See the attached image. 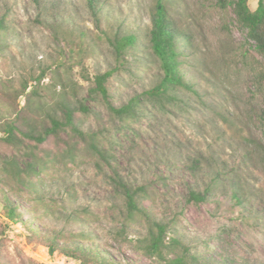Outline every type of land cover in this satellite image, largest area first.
Listing matches in <instances>:
<instances>
[{
    "label": "trees",
    "instance_id": "1",
    "mask_svg": "<svg viewBox=\"0 0 264 264\" xmlns=\"http://www.w3.org/2000/svg\"><path fill=\"white\" fill-rule=\"evenodd\" d=\"M35 1L39 4L41 0ZM102 3L88 0L97 27L101 24ZM217 3L222 9L232 7L234 20L245 41L234 55L233 64L220 65L216 70L210 68L206 54L196 44L195 21L187 15L180 1L154 0L150 25L143 36L120 28L106 32L118 65L94 76L83 70L81 77L88 82V88L70 77L67 70H62V54L57 58L60 62L48 68V74L43 70L40 75H32L31 81L26 79L19 88H9L0 76V94L6 95L8 104H17L20 96L27 95L25 106L16 110L15 115L19 116L0 122V140L16 149L15 154L1 161L0 181L5 185L1 204L7 217L21 222L30 239L45 245L51 255L58 251L81 264H122L107 256L100 244L86 242L96 238L95 232L62 228L47 234L38 226L39 216L33 206L28 207L27 219L19 208L18 190H28L26 196L32 201H43L42 175L50 162L53 164L60 156L74 162L87 155L105 174L112 189L111 233L124 237L132 229H138L131 240L132 247L154 264H233L225 255H220L218 260L212 254H205V248L203 251L192 248L179 225L187 204L210 202L224 186H228L236 205L251 212L258 194L249 180L250 169L257 166L249 164V160L257 152L262 154L261 166L257 168L264 175V0H258L254 10L249 0H218ZM76 30L80 37L85 35L75 27L71 30L74 38ZM8 34L16 35V30L9 14H3L0 16L2 58V52L8 48L5 44ZM140 46L141 53L153 58L157 67L151 74L150 86L117 103L108 82L126 68V54L130 50L135 53ZM244 71L249 75L250 98L253 99L249 111L261 134L257 138L245 132L247 124H241L240 132H245L242 138L246 143L243 159L231 167L225 161H217V155L211 151L214 143L206 136L198 142L194 152L183 149V142L170 128L172 118L191 123L199 120L215 121L214 125L229 123L227 115H235L229 108L233 90ZM47 77L49 82L45 84L44 94L42 81ZM30 83L33 88L27 94ZM83 88L86 94L79 92ZM104 114L107 117L104 118ZM86 116H94L97 126L85 128ZM235 119L238 116L235 115ZM147 128L170 131L169 140L155 146L154 176L148 179L145 171H141L138 178L139 172H135L132 161L125 172L121 163L123 153H133V147ZM220 139L219 135L213 137L217 144ZM49 143L54 148H48ZM145 163L142 162L141 169L145 168ZM147 167L152 171L151 164ZM176 172L184 175L185 190L172 196L171 182ZM11 195L15 196L14 200ZM175 197L178 199L174 200ZM170 199L175 206L171 213L156 212L159 203L164 205ZM89 215L86 210H77L69 217L82 222ZM256 218L264 220V208L258 211Z\"/></svg>",
    "mask_w": 264,
    "mask_h": 264
},
{
    "label": "rangeland",
    "instance_id": "2",
    "mask_svg": "<svg viewBox=\"0 0 264 264\" xmlns=\"http://www.w3.org/2000/svg\"><path fill=\"white\" fill-rule=\"evenodd\" d=\"M101 1L104 7L100 27H97L88 0H41L39 4L35 0H0V16L9 14L16 30V35L5 36L8 48L2 52L3 58L0 56V76L3 77L5 85L19 88L26 79L31 81L32 75H40L43 70L48 74V68L60 62L57 60L59 54L64 58L62 70H67L70 77L86 88L88 82L81 77L83 70L94 76L116 67L118 62L106 32L120 28L122 31H132L143 36L142 33L150 25L154 0ZM179 1L187 15L195 21L193 38L199 49L206 54L210 68L216 70L220 65L233 64L234 55L245 41V36L237 27L232 7L222 9L217 3L218 0ZM249 5L254 10L258 0H249ZM75 27L85 32V35L80 37L76 30L74 38L71 30ZM140 48L141 46L135 49L140 52L138 55L132 50L126 54V68L108 82L110 93L117 103L150 86L151 74L157 67L153 58L144 56ZM143 66L147 68L143 69ZM248 78V72H242L233 90L229 108L238 119H235V115H227L229 123L214 125L215 121L199 120L198 123H191L179 117L172 118L170 128L183 142V149L194 152L198 142L206 136L214 143L211 151L213 155H217V161H225L231 167L243 159L246 143L242 135L248 132L259 138L261 134L249 111L253 99L250 98ZM47 82L49 77L42 81L44 94ZM31 84L27 94L33 88ZM79 92L86 94L84 88L79 89ZM26 98L25 94L18 98L17 104H8L6 95L0 94V122L7 118H17L19 115H15L16 110L19 111L25 106ZM241 124L249 126L242 134ZM84 125L85 128L97 126V121L94 116H86ZM218 135L221 136L219 144L213 140ZM169 138L170 131L166 128H147L133 147V153H123L121 163L124 172L132 161L135 172H139L138 178H141V171L146 172L144 176L147 179L153 178L155 146ZM48 148L52 149L54 145L49 143ZM15 153V148L0 140V166L3 159ZM58 158L53 164L50 162L47 171L42 175L41 193L45 195L43 201H32L26 196L29 195L28 190L17 191L20 194L19 208L25 214V219L29 218L28 207L33 206L34 213L39 216L38 226L45 229L47 234L56 233L62 228L73 232L89 230L95 232L96 238L86 242L100 244L107 256H112L122 264H154L132 247L131 240L138 229H132L124 237L110 232L113 224L112 189L93 159L87 155L80 156L74 162L66 156ZM261 158V152H257L249 160V164L260 167ZM143 161L147 163L141 169ZM150 164L152 171L147 169ZM257 167L250 169L252 174L248 172V175L251 174L249 180L256 186L258 194L251 212L244 211L234 203L228 186L219 189L210 202L186 205L179 225L192 248L200 251L205 248V254H212L218 260L220 255H225L233 264H264V220L256 218L258 211L261 212L264 208V175ZM183 179L182 173L174 174L171 182L174 191L172 196L185 190ZM4 189L5 185L0 181V264H81L58 251L51 255L45 245L30 239L21 222L10 220L1 204ZM14 198L11 195V199ZM177 199L175 197L174 200ZM171 200L164 205L159 203L156 212L171 213L175 209L174 201ZM77 210H86L90 214L88 219H83L82 222L73 221L69 216Z\"/></svg>",
    "mask_w": 264,
    "mask_h": 264
}]
</instances>
